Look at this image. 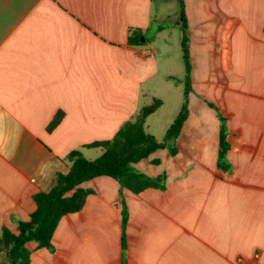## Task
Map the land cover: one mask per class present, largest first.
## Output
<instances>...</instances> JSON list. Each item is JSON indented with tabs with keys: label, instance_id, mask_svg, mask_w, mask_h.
<instances>
[{
	"label": "crops",
	"instance_id": "obj_1",
	"mask_svg": "<svg viewBox=\"0 0 264 264\" xmlns=\"http://www.w3.org/2000/svg\"><path fill=\"white\" fill-rule=\"evenodd\" d=\"M161 1L166 8L155 9L156 0H0V239L4 228L17 233L34 196L70 171L72 151L98 158L102 150L86 145L114 138L159 99L150 133L165 88L183 99L178 116L182 47L172 56L163 24L156 39L145 38L167 17L169 0ZM184 2L189 116L173 147L135 165L166 174L167 189L134 194L108 176L85 183L94 194L62 218L52 246L27 244L31 264H264V0ZM136 31L144 41L130 46ZM173 58L182 76L172 74ZM219 112L227 171L218 167Z\"/></svg>",
	"mask_w": 264,
	"mask_h": 264
},
{
	"label": "trees",
	"instance_id": "obj_2",
	"mask_svg": "<svg viewBox=\"0 0 264 264\" xmlns=\"http://www.w3.org/2000/svg\"><path fill=\"white\" fill-rule=\"evenodd\" d=\"M178 7L181 20V47L185 64L184 103L180 113L167 130L164 139L159 141L146 130L147 119L163 105L161 100L155 99L152 104L143 107L133 120L127 121L114 138L86 145V148L102 150V154L98 158L89 160L80 150L72 151L67 156V160L71 163L70 171L67 174H58L57 183L53 189L37 193L34 196L36 209L30 215L29 220L18 223L17 233H13L7 228L3 229L0 239V255H2L0 264H31L32 252L27 248V244L30 242H36L39 248L51 247L55 231L62 218L68 214L82 211L88 197L94 194V190L83 185L97 177H111L122 188L130 190L134 194H140L149 188L162 191L167 189L166 174L152 177L139 171L135 165L159 150L173 147L189 116L188 98L193 90V64L184 0H178ZM142 37L144 36L141 32H133L129 37V45H141ZM210 106L215 107L213 104ZM60 118L61 114L57 116L50 128L55 127ZM219 119L221 125L218 167L222 171H227L229 167L227 153L230 149L227 139L228 127L226 118L220 112ZM128 217V208L123 199L124 234Z\"/></svg>",
	"mask_w": 264,
	"mask_h": 264
},
{
	"label": "rangeland",
	"instance_id": "obj_3",
	"mask_svg": "<svg viewBox=\"0 0 264 264\" xmlns=\"http://www.w3.org/2000/svg\"><path fill=\"white\" fill-rule=\"evenodd\" d=\"M155 4H156L155 9H157L158 6L166 8L161 0H156ZM166 6H168V8L165 10V12L167 13V17L166 18L162 17L160 18V21L155 22L153 25V29L150 31V34L145 38H147L146 40L156 39L157 35L159 34L158 32V28L160 27L159 24H163L162 27L165 29L170 28L171 32L167 30L164 34L168 35V41H170L171 43L172 56H175L177 54L178 57V54H180V50H181V31L180 28L176 26L175 22H179L180 20L179 12H178L179 8L177 9L178 4H176V2L173 0H169V2L167 1ZM157 42L159 45L161 44L160 45L161 47L162 46L161 37L158 39ZM172 61H173L172 74L178 75V77L179 75L182 76L183 71L182 68L180 70V65L178 62L180 60L177 58L175 62V59L173 58ZM164 92H165L164 97H162L161 99L166 102L165 104L166 106L164 107V110L161 113L154 115L149 122L150 133L153 134L159 141H162L164 139L167 130L173 124L175 118L177 117L178 109L176 108H179L177 107L179 106L178 103L180 104L181 102L180 99L183 100L182 97H180L179 95V91L177 87L165 88Z\"/></svg>",
	"mask_w": 264,
	"mask_h": 264
},
{
	"label": "water",
	"instance_id": "obj_4",
	"mask_svg": "<svg viewBox=\"0 0 264 264\" xmlns=\"http://www.w3.org/2000/svg\"><path fill=\"white\" fill-rule=\"evenodd\" d=\"M142 40L144 41V38H142Z\"/></svg>",
	"mask_w": 264,
	"mask_h": 264
}]
</instances>
